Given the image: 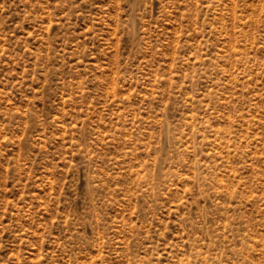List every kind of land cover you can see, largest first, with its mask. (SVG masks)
<instances>
[{"label": "rangeland", "instance_id": "obj_1", "mask_svg": "<svg viewBox=\"0 0 264 264\" xmlns=\"http://www.w3.org/2000/svg\"><path fill=\"white\" fill-rule=\"evenodd\" d=\"M0 264H264V0H0Z\"/></svg>", "mask_w": 264, "mask_h": 264}]
</instances>
